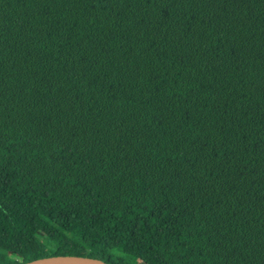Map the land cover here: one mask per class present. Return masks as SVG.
<instances>
[{
  "label": "trees",
  "instance_id": "16d2710c",
  "mask_svg": "<svg viewBox=\"0 0 264 264\" xmlns=\"http://www.w3.org/2000/svg\"><path fill=\"white\" fill-rule=\"evenodd\" d=\"M264 264V0H0V264Z\"/></svg>",
  "mask_w": 264,
  "mask_h": 264
},
{
  "label": "water",
  "instance_id": "95a60500",
  "mask_svg": "<svg viewBox=\"0 0 264 264\" xmlns=\"http://www.w3.org/2000/svg\"><path fill=\"white\" fill-rule=\"evenodd\" d=\"M21 264H107L98 259L80 256H49Z\"/></svg>",
  "mask_w": 264,
  "mask_h": 264
}]
</instances>
